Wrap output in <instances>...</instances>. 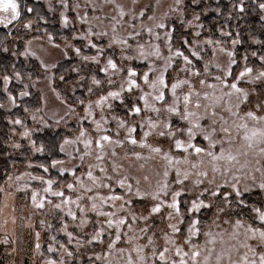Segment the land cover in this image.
<instances>
[{
	"label": "rangeland",
	"instance_id": "1",
	"mask_svg": "<svg viewBox=\"0 0 264 264\" xmlns=\"http://www.w3.org/2000/svg\"><path fill=\"white\" fill-rule=\"evenodd\" d=\"M34 1H40L45 10L52 17V22L57 24L60 28L70 29L71 34L60 42H55L53 39L49 40V37L52 38V36L48 34L26 38L22 41L21 50L18 54L14 53L15 46L11 47V52L15 58L21 57V59L24 60L28 58L36 60L39 66V75L31 78L19 73H14L12 77H8L7 86H5V80L3 77L2 87L5 92V99L4 102L0 104L2 105L0 108L5 112L12 111L18 107L19 100L29 97L30 90L36 91L40 98V105L38 108L26 113L23 119L17 117L8 118V123L11 127L9 145L12 148H17L15 145H19L17 149L20 147H27L33 152L30 145L33 142L32 138L35 132H39L45 128H52L54 130L64 128L69 131L70 134L59 142L58 151L60 152L59 145L63 143V140L69 139L75 141L81 128L86 130L89 138H97L98 134L94 131L95 124L92 123L93 120L101 121L102 129L107 130L104 131L103 134L110 135L113 140L120 139L121 141H124L126 131L125 129H118L117 121L123 118L129 125L133 123V120L126 116L125 108L128 104H131L133 100L137 99L141 94L140 90L133 89L132 93H123L125 98L124 106H121L119 101L109 100L108 103L112 104L113 107L109 108L106 104L103 109H101L95 107V101L99 99L100 95H107L108 91H118L121 83H123L127 77L128 68L135 70L138 73V77L142 76L144 72L149 70V65H152L153 69H155L154 72L150 73V76L153 77L159 71L164 69V58L169 54L166 46L167 37L165 36V32H173V22L181 24V19L185 21V23L180 26L179 31L182 35L180 36V39L178 37V41L180 42V40L182 41L186 39L191 42L187 46L181 48V43L180 46H178L179 43H175L172 39L171 44L173 51H175L176 48H181V51H183L185 55H188L189 59L192 60L191 70L193 72L199 71L201 76L193 77L187 72H181L179 69L184 67L183 60L176 59L173 66L165 73L166 81L169 85V88L166 90L168 91L167 99L169 102H171L172 99L170 92L171 83L175 82L176 79H190L195 82V89L197 91H211L208 89H201L198 83V79L204 78L205 64L209 65L207 82L216 83L212 77L222 74L218 72L216 66L219 65L220 67H225L228 61L226 51L233 50L232 41L229 46H226L222 42L220 44L209 46L204 43V41L209 38H200L201 35L195 36L196 31H199L200 33L202 32V28L188 27L187 21L192 20L193 14L196 13V11H192V9L196 7L190 3L191 6L186 8L187 0H182L180 5L176 4V0ZM64 4H67L69 7L65 8ZM173 9H175V11H173ZM120 11L125 13L122 19L119 16ZM27 13L30 12L27 11ZM61 13H63L68 19L67 26H64L61 23ZM141 13H143V15H141ZM85 17L86 20L83 19ZM150 17L151 19H149ZM160 23H163L165 27L158 28L157 24ZM25 24H29L30 27L26 29L24 27ZM35 24L36 21L34 18H30L23 22L22 28L28 31L27 33L31 34L32 31L35 30ZM0 27L4 26L0 25ZM114 27L116 29L115 32H113ZM149 29L152 30L151 34L148 31ZM89 32L93 34L88 36L87 34ZM98 32L107 33V35H95V33ZM137 33H139V35H136ZM157 35L160 39H156ZM80 37L85 38L80 39ZM113 37L126 40L128 44H113L112 47H108ZM89 40H91L97 48L104 49V53L99 56L98 64L83 60V56L91 57L97 55L96 49L87 46ZM138 45H144L145 51L152 50L149 45H158L163 58L157 59L154 56H149L147 59L140 58L138 56ZM220 47H223L226 51L224 53L220 52ZM76 48L81 50L80 56H77L74 51ZM189 49L198 51L202 58L197 60L196 57L191 55ZM213 52H215V56H213ZM122 56H128L130 59H122ZM68 58H72L75 61L69 71L74 78L70 82L65 83L63 87L59 89L56 83L58 80H61V77L59 76L56 79L53 71L60 63ZM108 58L114 60L120 71L113 72L110 69L107 74L100 71V69L106 65ZM245 63L244 58H242L240 62H237L233 66L236 67V69L233 76L229 78L230 80L234 79L235 75H237L245 66ZM259 64L260 65L257 68L247 65L248 67L253 68V76L259 71L264 70V65L261 64L260 57ZM53 65H55V67H53ZM73 69H75V71ZM17 74H19V78H17ZM93 76L101 81L99 87L91 83ZM109 77H111L113 81L111 85L108 83ZM11 82L21 83L22 89L18 91L16 95L9 93L7 90ZM138 83L141 85L144 92L151 91L146 85H144L142 79L138 78ZM89 87L93 88L92 93L88 92ZM241 87L246 88L250 92L252 103L246 107L254 109L256 104L264 98V94H253V90L262 87V85L259 83L242 84ZM187 90V85H182L181 88L177 90V93L182 96ZM60 91L68 95H74L76 92L81 91L83 92L84 98L74 97V99H76L75 102H67L60 94ZM22 92H26L27 95L22 96ZM215 94L219 96L220 92L217 91ZM9 97H11V99H9ZM228 99V97H224L225 101ZM232 100L234 101L235 97H232ZM13 101H15V104H13ZM149 102L156 103L151 100V96H149ZM137 103L138 106L143 109V103L139 101ZM89 104H92L93 114L92 116L85 117L84 109ZM157 106H159V104H157ZM69 109H74V111H69ZM216 111L218 112L217 117H215L217 120V129L219 128V115H223L229 120V122H231L232 118L227 112L221 111L219 108L216 109ZM209 112H211V109H209ZM200 113L203 114V109L200 110ZM102 115L107 123H104L101 120ZM149 117H151L153 121L157 120V114L147 110L142 112V116L135 117L137 133H134V136H136L137 139L140 138L143 131L148 130L146 124L143 130L140 129L139 125ZM160 119L164 120V116L162 115ZM16 120H20L21 124L17 125L15 123ZM57 121H59V123H57ZM169 123L170 126L175 129V127L180 124V121L178 118L173 117ZM209 123L210 120L202 121V124L205 126ZM252 123L254 122H249L250 126ZM162 128L163 124L160 123L157 131ZM25 130L29 131V138L22 136V133ZM118 130L120 133L119 137H117ZM184 139L187 138L184 137ZM158 140L159 138L150 136L147 142L154 146H162L164 151H168V142L164 141L160 144L158 143ZM193 143L196 146L207 147V142L203 140L202 136H198ZM225 147H227V145ZM218 149L219 146H217V151ZM85 151L83 143L65 145V151L63 153L60 152L62 158L59 159L64 161V163L57 165L56 168H52V162L50 163L48 166L49 171L56 172L59 175L60 168L66 169L65 174L61 176L64 181L58 182L57 179L49 177V171H43V167L45 166L42 167L41 165L33 163L31 160H28L17 167H13L5 177V180L0 185V257L3 259L4 264H46L48 260H55L58 264L61 259L65 261V264H126L129 249L132 247V245L125 242L127 237H140V239L135 240L133 243L143 246L147 244V237L153 236L154 233L156 246L162 250V246L164 245L162 237L166 232L171 231L168 228V224L177 223L176 219L170 221L167 218V213L169 211L167 208L162 209V212L159 215L151 217L147 221L138 219L135 224L132 223V212H134L137 217H140L141 214H148L147 208L142 205H150L151 203H154L151 201L150 196L144 201H136L131 206L125 205V211H118L121 201H117L115 207L110 206L112 204L111 201L104 205L103 211L116 212L117 217H122L126 220V224L121 227V241L111 252H109L107 246L110 240L115 239V229H107L106 217H96L93 212L88 211L86 214L88 223L81 227V213L76 204L62 205L63 211L55 209L53 205L60 203L61 198L44 193L43 188L46 187V185L39 180L31 179V176H43L45 179H52L55 181L53 184V190L63 191L65 198L76 200L78 195H83L84 199L81 200L79 204L80 207L86 209H90L91 207V201L88 199L89 196L107 195L110 194V192L115 195H125L126 189H121L117 184L119 179L127 177L126 183H131L133 185V191H135L137 181H139V187L143 193H152L155 191L158 181L163 179V172L167 162L164 161L161 156L150 153L147 148L141 149L135 147V149H133V146L127 144L126 141L124 142L123 147L116 146L115 144L106 145L103 161L95 159V153L99 150L95 149L94 144L91 155L85 156ZM113 151L116 152V156H112L111 153ZM135 153H139L141 156L149 158L146 160H138L136 159ZM170 155H172L174 159L182 160L186 154L177 152L173 149L170 152ZM81 156H83V159H81ZM249 158L253 160L254 163L255 159L258 157L255 154L250 153ZM189 160L194 163L198 161V157L193 154L189 157ZM113 164L117 166L116 172L112 171ZM90 166L93 175L98 178V182L99 180H103L104 183L110 185V189L93 186V192L85 193L80 185L76 184V179L79 178L85 185L92 186V182L87 178V172ZM99 167H104L106 173H101ZM177 167L180 168L181 172L188 170L195 173L196 171L190 167V164H180L170 167L168 177L170 188L178 189L181 187L174 183L175 169ZM202 167L209 170L208 179H211L213 174L210 171V167L207 164L202 165ZM251 175L252 174L247 178H242L241 187L244 183H252ZM254 175L258 184L260 181V173H254ZM18 176L21 177L20 180L16 179ZM107 176H111L112 180L106 179ZM9 177H11V179H9ZM145 177L148 179L145 180ZM216 178L220 183H224L219 174H216ZM195 179L196 176L192 175L189 180L185 181V186L189 190V193L186 196L188 200L197 196L201 190L209 187L207 180H205V183L202 184L200 188L194 187L193 181ZM69 183L74 185L72 191H69L67 188V184ZM33 191L38 192L39 196L46 197L43 209H37L32 204L31 194ZM225 191H230V189L226 187ZM256 193L258 195H256ZM247 195L248 194H246V196ZM249 197H253L254 201L262 198L258 189H256ZM165 199L170 200V195ZM203 199L205 200V203H208L209 200H212L213 198L210 194L206 193ZM49 200L52 201V204L48 203ZM69 208L76 213V221H72L70 217L65 215ZM216 211V203L214 202L210 209H203L200 213L196 214L201 219L202 227H204L205 230H207L208 225L212 224ZM237 211H239V209H237ZM226 218L228 217L225 213H221L220 218L217 220L220 228L213 226L212 230L220 231L225 228L230 230V226L223 223V220ZM235 218V216H232L233 221ZM244 219L247 220L246 218ZM62 222L68 224L66 231H62ZM49 225H51V227H49ZM129 226L132 228L131 232L129 231ZM144 227L148 228L147 233L140 231V229ZM179 227L183 229L182 234L186 235L188 227L187 219H185V223L180 224ZM101 228H103L104 232L101 237L103 243H89L94 232ZM66 232L72 233L73 239L71 242H69ZM37 233L40 234L39 240L36 238ZM53 237H55L54 240ZM198 239L200 243H203L204 238L202 235ZM37 243L40 245L39 249L36 248ZM177 243L181 244L182 241L178 240ZM61 245H64L68 251H71L73 256H67L61 248ZM49 247L56 249V251L50 253L48 251ZM121 248L124 249L123 253L120 252ZM185 250H187V246H185ZM146 251L150 250L146 249ZM132 255L135 258V253H132ZM97 256H100L101 259L97 260ZM89 257H91V260Z\"/></svg>",
	"mask_w": 264,
	"mask_h": 264
},
{
	"label": "snow or ice",
	"instance_id": "2",
	"mask_svg": "<svg viewBox=\"0 0 264 264\" xmlns=\"http://www.w3.org/2000/svg\"><path fill=\"white\" fill-rule=\"evenodd\" d=\"M203 0H191L193 5H200ZM255 2V0H254ZM182 0H176V4L180 5ZM65 8L69 6L64 4ZM232 8L236 9L239 13L245 12L244 0H239V3H234ZM259 9L261 13H264V0H259ZM28 12H32V8L27 9ZM175 11V9H173ZM0 25L5 28L17 21L21 17L20 4L17 0H0ZM219 10H217V15H219ZM125 13L123 11L119 12V16L122 19ZM143 15V13H141ZM229 19L231 16L228 17ZM86 20V17L83 18ZM151 19V17L149 18ZM264 20V16H261ZM201 16L193 14L192 20L187 21L189 28H203L204 25L199 23ZM61 23L67 26L68 19L61 13ZM183 25L185 21L180 20ZM24 27L27 29L30 27L29 24H25ZM158 28H164L163 23L157 24ZM115 27L113 32H115ZM151 34L152 30H148ZM93 33L89 32L87 35L91 36ZM200 32L196 31L195 36H200ZM97 36H104L107 33L98 32L95 33ZM136 35H139L137 33ZM220 35L224 37L230 36V33L220 30ZM167 37L166 46L168 48V56L165 59V67L162 71H159L154 77L150 76L151 72H154L152 65L148 66V71L144 72L142 76L138 77V73L132 68H128L127 77L123 83L120 85L118 91H108L107 95H100L99 99L95 101V107L101 108L107 104L109 108L113 105L108 103L109 100L119 101L121 106L125 105V98L123 93H132L133 89H139L141 94L136 100H133L131 104H128L125 108V114L127 117L133 120V123L129 125L125 119L121 118L117 121L118 129H125L126 135L124 141L120 139L113 140L110 135L103 134L106 129H102L101 121L93 120L92 123L95 124L94 131L98 134L97 138L92 139L88 137V133L85 129L81 128L79 130V135L76 137L75 141L64 139L63 143L59 145V150L61 153L65 151V145L72 143H83L85 152L84 155H91L93 144L95 149L99 150L95 153V159L98 161L104 160V153L106 145L115 144L116 146L123 147L124 142L141 149L147 148L152 154L161 156V158L166 161L165 170L163 172V179L158 181L157 188L152 193H143L139 187V181H137V187L133 191V185L131 183H126L127 177L119 179L117 181L118 186L121 189H126L125 195H115L110 192L107 195H94L89 196L88 199L91 201L90 209L80 207L79 202L84 199L83 195H78L76 200L71 198H65L63 191H54L53 184L55 181L52 179H45L43 176H31L32 180H39L41 183L46 185L43 188V192L50 194L51 196L61 198L60 203H56L53 207L57 210L63 211L62 205L76 204L81 213L80 226H85L88 223L86 214L91 211L96 217H106V227L107 229H115V239L110 240L108 243V250L111 252L115 246L121 241L122 233L121 227L126 224V220L122 217H117L116 212H105L103 207L109 201L112 202L110 206L115 207L117 201H121L118 211H125V205L131 206L136 201H144L148 196L152 202L150 205H142L147 208V215L141 214L137 217L134 212H132V223L135 224L138 219L147 221L149 218L159 215L162 209L167 208L169 211L167 213V218L171 221L173 219L177 220V223H169L168 228L170 232H166L162 237L164 245L161 248L156 246V241L153 236L147 237V244L141 246L134 244L135 240L140 239L137 236H128L125 240L126 243L132 245L129 249V255L127 256L126 264H264V98L256 104L255 108L246 107L251 104L250 92L241 87L242 84H261L262 87L253 90V94H264V70L259 71L255 76H253V68L245 66L235 75L233 80L229 78L234 74V65L237 63L235 59L234 50L226 51L223 47L219 48V51L224 53L228 57V61L225 67H220L217 65V70L219 73L212 77L216 83H208L207 77L208 64L204 67V78L198 79V83L201 89H208L211 91H197L195 89V82L190 79H176L175 82L171 83V102L168 101V91L169 85L166 81L165 73L169 68L173 66L176 59H182L184 67L179 70L181 72H187L190 76L200 77L201 73L199 71L193 72L191 70L192 60L189 59L188 55H185L181 51L182 47L187 46L191 43L189 40L181 41V48H176L173 51L171 40L173 39V33L165 32ZM85 37H80L84 39ZM52 38L49 37V40ZM156 39H160L157 35ZM259 43V41H255ZM205 44L212 46L214 44H220L221 41L212 39H207L204 41ZM241 43L239 34L237 37L232 39V46ZM113 44H123L127 45L128 42L123 39H117L113 37L108 47H112ZM89 48H94L97 51L95 56H83L84 61H90L91 63L98 64L99 56L104 53L103 48H97V46L88 41ZM130 46V45H129ZM152 49L151 51H145L144 45H138V56L142 59H147L149 56H154L157 59L163 58L161 56V50L158 45H149ZM5 52L8 51L7 48L4 49ZM77 56H80L81 50L79 48L74 49ZM191 55L200 60L202 57L196 50L189 49ZM253 56L256 55L255 52L252 53ZM215 56V52H213ZM122 59H130L128 56H122ZM247 56L244 60L247 61ZM261 64L264 65V56L260 57ZM43 66V65H42ZM55 67V65H53ZM113 72H118L120 69L112 58H108L106 65L100 69V71L105 74L109 70ZM75 71V69H73ZM19 78V74H17ZM138 78L143 80L144 85H146L151 91L144 92L141 85L138 83ZM63 80L64 77L61 76ZM5 86L8 83V77H4ZM91 83L97 87L100 86L101 81L95 76L92 77ZM108 83L111 85L113 83L111 77L108 79ZM126 85V87H125ZM182 85H187V92L185 94L178 95L177 90L181 88ZM219 91L220 95L217 96L215 93ZM88 92L92 93L93 88L89 87ZM22 96L27 95L26 92L21 93ZM149 96L151 100L156 103L149 102ZM224 97H228L227 101ZM235 97V100H232ZM11 99V97H9ZM143 103V109L138 106L137 102ZM206 102V103H204ZM82 103V101H81ZM15 104V101H13ZM159 104V106H157ZM182 105V107H181ZM2 107V105H0ZM221 109L225 111L232 118L231 122L226 119L223 115H219V128L217 129V117L218 112L216 109ZM203 109V114L200 110ZM211 109V112H209ZM150 111L157 114V120L153 121L151 117L140 123V129L143 130L145 124L148 130L143 131L139 139L134 136L137 133V127L135 126V117L142 116L143 111ZM69 111H74V109H69ZM85 117L92 116L93 108L92 104H89L84 109ZM164 116V120L160 117ZM178 118L180 124H178L175 129L170 126L169 121L172 118ZM35 119V117H34ZM115 119V117H114ZM101 120H104L103 115ZM210 120V123L205 126L202 121ZM249 122H254L250 126ZM17 125L21 124L20 120H16ZM59 123V121H57ZM160 123L163 124V128L158 130ZM119 130L117 131V137H119ZM25 138L30 137L29 131L25 130L22 133ZM154 136L159 138L158 143L162 144L164 141L168 142V151H164L162 146H154L149 144L148 138ZM198 136H202L203 140L207 142V147L196 146L193 141L197 139ZM186 137L187 139H184ZM227 145V147H225ZM31 148L33 152H44V146L41 145L37 147L35 142L31 143ZM217 146L219 149L217 151ZM19 147V145H15ZM177 152L185 153L186 155L183 159H174L170 152L172 150ZM191 150V151H190ZM250 153L255 154L258 158L253 160L249 158ZM112 156H116V152L113 151ZM195 154L198 157L197 162H190L189 157ZM136 159H148L149 157H143L139 153H135ZM207 158V159H205ZM83 159V156H81ZM64 161L59 159L52 160V168H56L57 165L63 164ZM180 164H190L192 169H195V173L188 170L181 172L180 168L175 169V181L176 185L181 187L170 188L169 168L174 165ZM207 164L210 167V171L213 174L211 179L209 177V170L202 167V165ZM43 167V166H42ZM44 172H48V167H43ZM66 169L60 168V175L65 174ZM101 173H106L104 167H99ZM112 171H117V166L113 164ZM254 173H260V181L257 184ZM216 174L223 179L224 183L216 178ZM251 175L252 183H244L241 187L242 178H247ZM30 175V174H29ZM195 175L196 179L193 181V185L196 188H200L202 184L207 183L209 187L201 190L197 196L188 200L186 196L189 190L185 186V181L189 180L190 176ZM87 178L92 182V186L85 185L79 178L76 179V184H79L85 193L93 192V186L97 188L110 189V185L104 183L103 180H99L93 175L91 166L87 172ZM11 179V177H9ZM20 180L21 177H16ZM106 179L112 180L111 176H107ZM148 178L145 177V180ZM230 189V191H225V188ZM69 191L74 189L72 183L67 184ZM258 189L261 199L257 201H250L245 198L246 194L251 196L254 191ZM206 193L210 194L213 198L205 203L203 197ZM170 200L165 198L169 197ZM39 197V199H38ZM163 197V198H162ZM135 198V199H134ZM44 196H39V193L33 191L31 194L32 204L37 209H43L45 206ZM216 203L217 211L215 217L212 220V224L207 226V230L202 227L201 219L196 215L200 213L203 209H210L213 203ZM52 204V201H48ZM239 209V211H237ZM130 210V209H129ZM227 210V211H226ZM225 213L228 217L223 220V223L230 226L228 228L222 229L220 231H213L212 227L220 228L217 220L220 218V214ZM235 215V220L233 221L232 216ZM66 216L70 217L72 221L77 220V215L71 208L68 209ZM244 215H247L248 219H244ZM187 219L188 227L187 234L183 235V229L179 227L180 224L185 223ZM43 223V222H42ZM62 231H66L68 228L67 223L62 222ZM51 227V225H49ZM129 231L132 228L129 226ZM141 232L147 233L148 228L144 227L140 229ZM103 228L94 232L89 243H103L101 237L103 236ZM69 242L73 239L72 233L66 232ZM126 235V234H125ZM203 236V243L199 242V237ZM37 240L40 238V234L37 233ZM55 237H53V240ZM182 241L178 244L177 241ZM187 246V250H185ZM36 248L39 249L40 245L37 243ZM67 256L72 257L73 253L68 251V249L61 245ZM149 249L150 251H146ZM48 251L54 252L56 249L49 247ZM120 252L123 253L124 249L121 248ZM132 253H135V258ZM91 260V257H89ZM97 260L101 259L100 256L96 257ZM46 264H57L55 260H48ZM58 264H65V261L61 259Z\"/></svg>",
	"mask_w": 264,
	"mask_h": 264
},
{
	"label": "trees",
	"instance_id": "3",
	"mask_svg": "<svg viewBox=\"0 0 264 264\" xmlns=\"http://www.w3.org/2000/svg\"><path fill=\"white\" fill-rule=\"evenodd\" d=\"M17 2L20 4V19L14 21L6 28L0 27V104L5 99V92L2 87L3 77H12L14 73L31 78L39 75V66L36 60L31 58L24 60L21 57L15 58L11 52L12 46H15L14 53L18 54L21 50L22 41L26 38L48 34L52 36L55 42H60L71 34L70 29L60 28L52 22V17L40 1L17 0ZM190 3L191 0L186 1V8L191 6ZM234 3H239V0H203L200 5H195L196 8L192 9V11H196L195 14L201 16L200 22L204 25L200 38L219 40L226 46H229L232 39L236 38L237 34H239L241 43L233 49L236 61L240 62L242 58L247 56V61L244 60L246 64L257 68L260 65L259 57L264 55V20L261 19L264 13L260 12L259 0H255V2L254 0H244V13H239L236 9L232 8ZM28 8H32L33 11L27 13ZM217 10H219V15H217ZM229 16H231L230 19L228 18ZM30 18H34L36 21L35 30L31 34L22 28L23 22ZM172 25L174 26L172 32L173 40L175 43H179L178 46H180L181 40L179 42L178 37L180 39L182 35L179 31L181 24L173 22ZM220 30L230 33V36H221ZM255 41H259V43ZM5 48L8 49L7 52L4 51ZM253 52L256 53L255 56L252 55ZM74 62L72 58H68L54 69L53 72L56 79L59 76L64 77L63 80H58L56 83L59 89L74 78L69 73ZM21 89V83L17 82H11L7 88L8 92L13 95H16ZM60 94L67 102H75L76 99L74 97L84 98L83 92L81 91L76 92L74 95H68L62 91H60ZM39 105L40 98L38 93L30 90L29 97L19 100L17 108L10 112H5L0 108V185L13 167L24 164L28 160H31L35 164L48 167L53 159L62 158L58 151V144L70 134L64 128L58 130L45 128L33 134L32 139L36 146H44L45 150L43 153H33L27 147L17 149L9 145L11 127L8 123V118L17 117L23 119L26 113L36 110ZM49 177L57 179L58 182L64 181L61 175L53 171H49ZM256 195L258 194L256 193ZM245 198L254 201V198H250L249 195L245 196ZM233 216L235 215L233 214ZM244 218L248 219L247 215H244ZM0 264H4L1 257Z\"/></svg>",
	"mask_w": 264,
	"mask_h": 264
}]
</instances>
